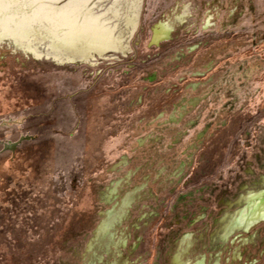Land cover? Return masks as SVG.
<instances>
[{"label": "flooded vegetation", "instance_id": "obj_1", "mask_svg": "<svg viewBox=\"0 0 264 264\" xmlns=\"http://www.w3.org/2000/svg\"><path fill=\"white\" fill-rule=\"evenodd\" d=\"M128 45L126 55L93 60L94 66L54 63L64 68L72 87L69 95L53 99L48 82L50 104L44 115L50 116L53 105L64 101L73 130L109 117L114 125L109 137L116 141L108 154L119 157L117 162L102 161L87 187L83 152L71 181L66 185L61 177L56 179L72 192L84 189L78 210L90 212L92 200L98 203L100 222L88 253L101 238L96 235L108 213L111 220L122 211L130 218L135 204L131 198L150 188L161 198L151 215L148 264L155 263L157 249H164L169 238L194 235L198 225L201 233L214 234V249L202 264H220L213 261L218 249L235 233L250 234L257 222L246 228L245 218L256 197L264 198V0H142ZM106 98L114 99L107 113L100 107ZM34 140L21 137L4 150L15 155L23 142ZM7 185L2 182V188ZM84 199L90 204L87 209L81 208ZM126 199L129 205H124ZM23 202L21 209L10 210L9 220L0 218V246H9L14 256L20 244L8 237L35 212L29 201ZM178 245L182 248L184 240ZM34 247L31 264H39L44 259L38 260L37 252H47ZM219 253L223 264H232L238 254L226 249ZM51 258L45 264H52Z\"/></svg>", "mask_w": 264, "mask_h": 264}, {"label": "rangeland", "instance_id": "obj_2", "mask_svg": "<svg viewBox=\"0 0 264 264\" xmlns=\"http://www.w3.org/2000/svg\"><path fill=\"white\" fill-rule=\"evenodd\" d=\"M96 2L99 3V0ZM33 34L41 41L38 49L41 61H34L8 46H0L1 221L6 217L9 220L12 215L10 210L16 211L26 205L23 198L26 203L29 201V207H35V212L11 231L14 237H8L10 241L20 244V249H14L16 256L8 253L9 246H0V264L33 263L32 244L36 245L33 249L47 252H37L38 260L44 259L39 264H45L50 257H53L50 259L52 264H148L152 244L151 215L157 213V202L161 198L150 188L141 189L131 198L135 203L129 214L131 219L125 217L123 211L121 215L117 214L110 232L93 243L92 253L87 252L92 232L100 222L98 203L92 200L90 212L78 210L84 189L79 187L72 192L66 185L81 163L82 152L85 155L82 166L85 169L86 187L94 181L95 172L103 164L102 161L105 164L115 159L118 161L119 157L108 154L116 141L109 137L108 131L114 125L107 117L105 121L94 124L86 121L73 130V116L68 103L64 101L53 105L50 116L44 115L50 104L45 90L48 82L51 81V87L47 88L49 98L51 96L53 99L57 95H69L72 83L66 78L67 75L62 74L64 68L57 67L53 60H47L51 57V48H55L51 46L55 40L46 36L42 39L37 32ZM112 100L103 99L101 112L109 111L106 108L114 105ZM38 114L43 115L36 118ZM27 136L35 137V140L23 142L15 155L4 150L5 145L13 146L19 138ZM142 176L136 181H141ZM58 177L62 178L65 186L59 184ZM2 182H9V185L2 188ZM99 182L104 181L101 179ZM55 185L60 187L58 192L64 193L63 196L55 193ZM100 191H104V186ZM67 212L68 218L65 219ZM82 213L84 216H81ZM89 213V216L86 215ZM138 214L140 218H137ZM68 222L71 224L65 228ZM3 224L5 222L1 223V229ZM200 228L201 225H198L194 235L169 238V244L164 249L156 247L154 264H202L207 252L214 249V234L212 231L201 233ZM249 233H235L222 245L221 250L238 252L232 264H264V220L257 222ZM165 240H161L160 244ZM182 240L184 246L179 248L178 243ZM219 252L213 261L223 264L224 259H221ZM2 256L4 260L1 261Z\"/></svg>", "mask_w": 264, "mask_h": 264}, {"label": "bare ground", "instance_id": "obj_3", "mask_svg": "<svg viewBox=\"0 0 264 264\" xmlns=\"http://www.w3.org/2000/svg\"><path fill=\"white\" fill-rule=\"evenodd\" d=\"M0 0V46L41 61L38 54L43 36L51 45V59L57 66L95 64L118 54L126 55L129 40L137 29L142 0ZM37 35V34H36ZM156 42H158L156 37ZM244 226L264 220V198L256 197ZM84 199L81 208L87 209ZM126 199L124 205H129ZM109 218L100 225L96 237L113 227ZM93 246V244H92Z\"/></svg>", "mask_w": 264, "mask_h": 264}, {"label": "water", "instance_id": "obj_4", "mask_svg": "<svg viewBox=\"0 0 264 264\" xmlns=\"http://www.w3.org/2000/svg\"><path fill=\"white\" fill-rule=\"evenodd\" d=\"M13 149V148H12Z\"/></svg>", "mask_w": 264, "mask_h": 264}]
</instances>
